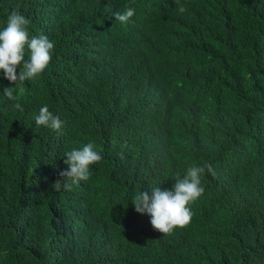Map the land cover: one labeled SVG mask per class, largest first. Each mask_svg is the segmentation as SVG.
I'll list each match as a JSON object with an SVG mask.
<instances>
[{"label":"trees","instance_id":"trees-1","mask_svg":"<svg viewBox=\"0 0 264 264\" xmlns=\"http://www.w3.org/2000/svg\"><path fill=\"white\" fill-rule=\"evenodd\" d=\"M14 10L55 47L18 101L0 74V264H264V0H0V27ZM88 143L89 178L52 190ZM205 163L185 228L135 212Z\"/></svg>","mask_w":264,"mask_h":264},{"label":"clouds","instance_id":"clouds-1","mask_svg":"<svg viewBox=\"0 0 264 264\" xmlns=\"http://www.w3.org/2000/svg\"><path fill=\"white\" fill-rule=\"evenodd\" d=\"M187 9L178 6V12ZM135 14V9L126 7L123 13L117 12L114 19L125 24ZM30 20L17 11H12L0 27V74L12 87L3 89V95L9 101H18L16 93L24 82L37 78L46 69L52 59L55 44L45 34L30 36ZM27 57V58H25ZM14 109L23 111L19 102ZM36 126H44L52 131H59L62 121L54 115L47 105L40 107L35 116ZM64 171L59 172L58 178L50 186L54 191L62 188L70 191L72 186L89 178L90 166L99 163L103 156L94 150V145L88 143L81 149H73L64 154ZM212 176L216 172L211 164L203 166L190 165L184 177L177 178L172 190H161L154 187L151 191L137 192L131 203L138 214H147L153 230L163 235H172L176 229L185 228L191 221L190 204L204 193L201 178L205 173Z\"/></svg>","mask_w":264,"mask_h":264}]
</instances>
